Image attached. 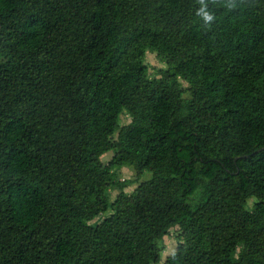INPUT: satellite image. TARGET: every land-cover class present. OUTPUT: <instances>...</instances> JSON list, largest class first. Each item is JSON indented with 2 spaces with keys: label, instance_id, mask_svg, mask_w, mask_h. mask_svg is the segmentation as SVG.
<instances>
[{
  "label": "trees",
  "instance_id": "trees-1",
  "mask_svg": "<svg viewBox=\"0 0 264 264\" xmlns=\"http://www.w3.org/2000/svg\"><path fill=\"white\" fill-rule=\"evenodd\" d=\"M263 148L264 0H0V264H264Z\"/></svg>",
  "mask_w": 264,
  "mask_h": 264
},
{
  "label": "rangeland",
  "instance_id": "rangeland-1",
  "mask_svg": "<svg viewBox=\"0 0 264 264\" xmlns=\"http://www.w3.org/2000/svg\"><path fill=\"white\" fill-rule=\"evenodd\" d=\"M145 64L148 67V74L149 76H156L158 77V71L160 69H165L166 68V64L165 62L159 58L158 56H156V54L154 52H147L146 56H145ZM183 87H186V84L183 82ZM129 122V117L127 116L126 113H122L120 115V123L121 124H127ZM112 153L108 152L106 154H104L102 156V162L105 164L109 161V159L111 158ZM117 177L122 181H128V180H134L135 179V172L133 171L132 168L130 167H123L121 169H119L118 171H116ZM150 177V173L149 172H145L142 177L141 180H145L147 178ZM136 184H132L130 186H128L125 189V192L130 193L133 191V189L135 188ZM116 195L115 191H111L109 193V198L112 200ZM254 202V199H249L247 201V208L250 209L252 204ZM106 214H102L99 217H97L94 220H98V219H102L103 217H105ZM176 230L172 229L168 232V234L166 236L163 237L162 242H161V261L159 264H163L165 257L167 255H169L171 252H173L175 250L176 247V243H177V238H176Z\"/></svg>",
  "mask_w": 264,
  "mask_h": 264
},
{
  "label": "water",
  "instance_id": "water-1",
  "mask_svg": "<svg viewBox=\"0 0 264 264\" xmlns=\"http://www.w3.org/2000/svg\"><path fill=\"white\" fill-rule=\"evenodd\" d=\"M263 150H264V148H263Z\"/></svg>",
  "mask_w": 264,
  "mask_h": 264
},
{
  "label": "clouds",
  "instance_id": "clouds-1",
  "mask_svg": "<svg viewBox=\"0 0 264 264\" xmlns=\"http://www.w3.org/2000/svg\"><path fill=\"white\" fill-rule=\"evenodd\" d=\"M206 15V14H205Z\"/></svg>",
  "mask_w": 264,
  "mask_h": 264
}]
</instances>
